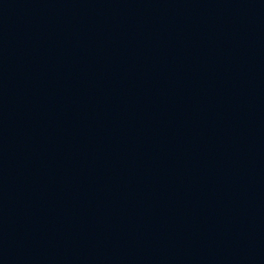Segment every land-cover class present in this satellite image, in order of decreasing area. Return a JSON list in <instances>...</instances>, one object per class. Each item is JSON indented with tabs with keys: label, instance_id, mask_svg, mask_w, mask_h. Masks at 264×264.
Masks as SVG:
<instances>
[{
	"label": "water",
	"instance_id": "water-1",
	"mask_svg": "<svg viewBox=\"0 0 264 264\" xmlns=\"http://www.w3.org/2000/svg\"><path fill=\"white\" fill-rule=\"evenodd\" d=\"M0 264H264V0H0Z\"/></svg>",
	"mask_w": 264,
	"mask_h": 264
}]
</instances>
